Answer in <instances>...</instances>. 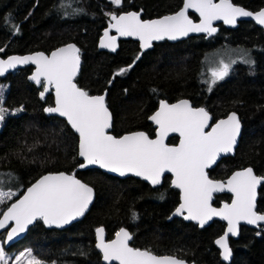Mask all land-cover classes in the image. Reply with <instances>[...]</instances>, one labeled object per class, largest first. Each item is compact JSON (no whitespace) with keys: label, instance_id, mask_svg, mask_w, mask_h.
<instances>
[{"label":"trees","instance_id":"1","mask_svg":"<svg viewBox=\"0 0 264 264\" xmlns=\"http://www.w3.org/2000/svg\"><path fill=\"white\" fill-rule=\"evenodd\" d=\"M232 1L251 10L264 6V0ZM181 3L0 0V55L48 52L62 43L76 42L81 49V68L75 80L89 93L106 90L115 135L136 129L152 135L154 126L148 116L160 99L188 98L193 105L204 106L213 120L234 110L242 122L235 153L222 157L208 173L224 178L235 168L250 165L264 175V32L260 27L251 21H241L235 28L220 25L211 36L191 35L173 42L163 39L144 51L133 39H120L114 52L97 47L111 12L135 9L142 10V17H153L172 12ZM222 47L242 48L250 61H235L228 74L215 83L203 80L204 56ZM121 68L128 71L115 75ZM31 69L27 65L0 76V106L8 110L0 121V190L15 193L0 204V213L46 171L75 170L94 187L95 198L81 219L63 228H48L37 220L22 238L3 245L5 250L27 248L44 264H104L94 247L95 228L103 225L110 238L125 226L132 233L133 246L157 254L206 264H264V226L240 225L238 237L229 239L232 258L225 262L214 243L223 232L222 221L199 227L179 216L169 218L179 202V191L171 185L169 175L151 186L134 176L119 177L100 168L76 169L80 162L77 136L63 118L44 112V106L53 103V95L49 92L43 100L39 98L42 85L37 87L27 79ZM176 138L171 136L168 141ZM222 199L229 200L230 194H216L213 203ZM257 210L264 211V182L258 191Z\"/></svg>","mask_w":264,"mask_h":264},{"label":"snow or ice","instance_id":"2","mask_svg":"<svg viewBox=\"0 0 264 264\" xmlns=\"http://www.w3.org/2000/svg\"><path fill=\"white\" fill-rule=\"evenodd\" d=\"M119 5L121 0H112ZM199 14L200 22L194 23L189 18L188 10ZM239 16H253V13L234 6L230 0H183V6L172 15L155 20H142L137 12L124 15H111L114 28L120 36H135L140 41L141 49L152 46V41L165 38L175 40L187 36L190 32H205L211 35L216 31L212 27L215 20H223L225 24L236 23ZM257 23L264 25V10L256 13ZM116 36H110L108 30L101 38L100 47L116 49ZM3 51V49H0ZM79 49L69 44L56 49L50 56L36 53L32 56H12L0 60V75L17 64L31 62L36 65L30 80L42 85L44 93L49 86L55 88V107L46 108V112L58 113L67 119L68 124L79 135V153L85 163L79 165H99L100 168L120 175L133 173L143 177L153 185L161 182L165 172L173 175L172 186L180 189L179 207L174 215L185 211V220H195L204 226L214 216L228 223L227 231L215 243L222 250L224 260L231 256L227 237L237 235V224L246 221L257 224L264 221V214H257V186L264 177L254 174L252 168L234 172L226 184L209 179L205 169L214 164L220 154L233 151L240 132V122L235 113L228 115L214 125L209 124L210 116L204 108H193L187 100L175 104L160 101L159 109L150 117L157 125L156 138L150 139L144 132H133L119 138L109 135L107 129L112 124V117L105 103L104 95L92 96L80 89L73 82L80 66ZM139 59V56L136 57ZM132 65H129L130 68ZM128 68H121L115 75H122ZM229 65L221 62L219 68L211 72L212 83L223 79L228 74ZM0 98V104H2ZM22 109H17L21 111ZM8 110L0 106V121L4 120ZM206 128H211L206 131ZM170 132L179 133L178 146L165 144V137ZM227 191L233 193L231 204H224L216 209L211 206L214 192ZM14 192L0 191V204L11 199ZM93 199V189L76 179L74 175L61 172L42 176L26 193L7 208L0 218V228L8 221H14L15 227L8 232V240L23 232L27 225L36 219H42L46 225L57 227L69 223L82 216ZM102 228L96 229V247L103 253L106 262L118 261L119 264H184L173 256H157L150 250H141L129 246L131 235L123 228L115 234V239L105 242ZM21 257H17L19 264ZM30 255V254H29ZM0 260L4 258L0 250ZM32 264H39L38 261Z\"/></svg>","mask_w":264,"mask_h":264},{"label":"water","instance_id":"3","mask_svg":"<svg viewBox=\"0 0 264 264\" xmlns=\"http://www.w3.org/2000/svg\"><path fill=\"white\" fill-rule=\"evenodd\" d=\"M215 2L218 3L219 0H215ZM230 2H231L234 6H236V7L243 8L245 11H248V12L253 13V16H239V17H237L236 23H235L234 25H232V24H225V23L223 22V20H215V21L212 22V27H214V28L216 29V31H215L214 33H212L211 35H213V34H215V33L217 32V30H218V28H219V23L223 24L224 26H226V27H228V28H234V27H236V26L238 25V22H239L240 20H252L256 25L260 26V27L263 29V31H264V25H261V24L257 23L256 19L254 18V16H255L256 13L260 12L261 10H264V6L258 8V9H255V10H251V9H249V8H247V7H245V6H243L242 4L236 3V2H234V1H232V0H230ZM182 6H183V0H182V3H181V5H180V7L177 8L176 10H174V11H172V12H169V13H164V14H161V15H158V16H153V17H142V10H135V9L123 10V11H120V12H118V13H116V12H111L110 15H109L110 22L108 23V25H107L105 28L102 29V32H101V34H100L99 37H98L97 47H98V49H100V50H106V51L114 52V51H112L110 48H101V47H100V41H101V38L104 36V32H105L106 29L108 30L110 36H116V37H117V39H116V49L118 48V45H119V39H133V40H136V41L138 42L139 47H140V41H139V39H138L137 37H135V36H120V35L115 31L114 28H109V24H110V23H114V21L111 20V15H112V14H114V15H116V16H120V15H124V14H126V13H128V12H137V13L140 14V18H141L142 20H155V19L162 18L163 16H166V15H172V14L176 13L177 11L180 10V8H181ZM187 14L189 15V18L193 20L194 23H199V22H200L199 14L196 13L194 10L189 9ZM192 15H194L195 17H193ZM198 34H205L206 36H211V35H209L208 33H205V32H190L187 36H182V37H179L178 39H175V40H169V39H167V38H165V39H167V40L173 42V41H177V40L185 39V38H187V37H189V36H191V35H198ZM159 41H160V40H159ZM154 42H157V41H152V45H153ZM69 44H73V45H75V46L80 50V51H79V56H80V66H79V70H78V73H79L80 68H81V49H80V47L78 46V44H77L76 42H74V41H68V42L62 43V44H60V45H58V46L53 47V48L50 49L48 52L43 51V50H33V51H30V52H24V53H9V54H7V55H5V56H1V55H0V60H7L9 57H12V56H17V57L32 56V55H34V54H36V53H41V52L44 53L46 56H50L51 53H52L53 51H55L56 49L61 48V47H65V46H67V45H69ZM151 47H152V46H151ZM151 47H150V48H151ZM116 49H115V50H116ZM140 49H141V47H140ZM147 49H149V48H147ZM141 50L143 51V50H146V49H141ZM27 65H31V66H32L31 71L27 74V79H28L30 82L34 83L37 87L41 86V85L37 84L35 81L29 79V77H30V76L35 72V70H36V65H35V64H32L31 62H29V63H27V64H17V66H16L15 68L7 69V70H6L2 75H0V76H4V75H6L8 72L13 71L14 69L22 68V67L27 66ZM211 72H212V70H211ZM78 73H77V75H78ZM77 75H76V76H77ZM76 76H75V78H76ZM75 78H74V81H73V82L77 85V87H79V88L82 89V90H85L84 88H82L81 86H79V85L77 84ZM85 91H86V90H85ZM41 92H44V88H43V86H42V88H41V89L39 90V92H38L39 98L42 99V100L46 97V95H47L49 92H51L52 95H53V103L50 104V105H48V104L45 105L44 108H43V109H44V112H45L46 114H48V115H57V116L63 118V119L67 122V119H66L65 117L60 116L58 113H54V112L50 113V112H46V111H45L46 108H49V107H55V99H56V98H55V88L49 86V91H47V92L44 93V97H43V98H41V95H40ZM87 92H88V91H87ZM88 93H89V92H88ZM89 95H92V96L104 95V96L106 97V90H104V91L101 92V93H89ZM161 100L165 101V102L168 103V104H175V103H177V102L180 101V100H187V101L189 102V104H190L193 108H204V109L209 113V116H210L209 124H210V125H214V124H215L216 122H218L219 120L227 119L228 115H230V114H232V113H235V114L237 115V118H238V120H239V122H240V132H239V135L237 136V142H236V144L234 145L233 151H232L231 153L220 154V156L217 158L216 162H215L214 164H212L209 168L205 169V171H206V173H207L209 179H211V180H213V181H220V182H223V183L226 184L227 180L232 176V174H233L234 172L241 171V170L246 169V168H252V169H253V167L250 166V165H247V166H244V167L235 168L234 170H232V171H231L226 177H224V178H214V177H211V176L209 175V173H208V169H210V168H212L213 166H215L216 163H217L222 157L229 156V155H233V154L235 153V149H236V147H237V145H238V143H239V138H240L241 131H242V122H241V120H240L239 114H238L236 111L231 110V111H229L226 115L221 116V117H218V118H216L215 120H213L212 114H211V113H210V112H209L204 106H201V105H193L192 102H191L188 98L182 97V98L176 99V100L171 101V102H169V101H167V100H165V99H161ZM161 100H160V101H161ZM160 101H159V103H158L157 108H156L153 112H151V114H150L148 117L152 116V115H153V114L159 109ZM105 103H106V101H105ZM106 106H107V105H106ZM107 108H108V106H107ZM108 109H109V108H108ZM109 112L111 113L110 109H109ZM111 117H112V113H111ZM148 120H149V119H148ZM149 121H150V122L153 124V126L155 127L154 135H153V136H150L146 131L141 130V129H136V130H131V131L123 132V133H121L120 135H115L114 133H112V132H111V127H110L109 129H107L106 131H107V133H108L109 135H113V136H115V137H117V138H119V137H121V136H124V135H126V134L133 133V132H144L146 135L149 136L150 139H155V138H156L157 125L154 124L151 120H149ZM67 124H68V122H67ZM111 124H112V121H111ZM68 125L70 126V128L72 129V131H73V132L76 134V136H77V152L79 153V135H78V133L75 132V130L71 127L70 124H68ZM205 130H206V131H210L211 128H206ZM170 136H176V137H177V141L174 142V143H170V142H168V138H169ZM164 142H165V144L168 145V146H178L179 143H180L179 133L170 132V133L167 135V137H165ZM78 158L80 159V162H79V163L77 164V166H76V169H78V170H82V169H86V168H92V167H94V168H100L99 165H87L86 167L81 168V167H79V165L82 164V163H85V162H84L83 158L80 157L79 155H78ZM100 169L103 170V171H105V172H107V173H109V174H112V175H115V176H119V177L134 176V177H136V178H139V179L144 180L145 182H147V183L150 184L151 186H156V185H159L160 183H162V181H163V177H164L166 174L170 176V183H171V185H172V180H173V178H174L173 175H172V173H170V172H165V173L161 176V182H160L159 184L153 185L150 181L145 180L143 177L136 176V175H134L133 173H130V172H129V173H126L125 175H120V174L117 173V172H111V171H108L107 169H104V168H100ZM61 172L65 173L66 175H74L76 179L80 180L82 183L87 184L89 187H91V188L93 189V199H92L91 203L89 204L88 208L86 209V211L84 212V214H83L82 216L77 217V218L74 219V220H71L69 223H67V224H63V225H61V226H59V227H57L55 224L46 225L42 219H36V220H34L31 224L27 225V227L25 228V230H24L23 232L18 233V234L15 235L11 240H8V232L11 231V229H12L13 227H15V222H14V221H8L4 228H0V234L4 233V237H3V244H4V246L7 247V246L13 244L14 242H16L17 240H19L20 238H22V237L26 234V232H27V230L29 229V227H30L32 224H34L37 220H40V221H41L46 227H48V228H50V227H53V228H63V227L68 226V225L71 224L72 222H75V221L81 219V218L86 214V212L89 210V208H90V206H91V204L93 203L94 198H95V189H94V187H93L92 185H90L89 183L85 182L84 180H82L80 177H78V176L75 174V170H72L71 172H67V171H64V170H58V171H46V172L42 173L41 175H39L37 178H35L31 183H29V184L24 188V190H23V191H22V192H21L16 198H14L13 200H11V201L9 202V204H8V205L3 209V211L0 213V218H3V213L7 211V208L10 207V206H11L13 203H15L17 200H19L20 198H22V196L26 193L27 189H28L29 187H31L32 184H34V183H35L37 180H39L42 176L49 175V174H58V173H61ZM253 172H254L255 175H257V176H259V177H264V175L256 173L254 169H253ZM263 182H264V181H262V183H263ZM262 183H261V184H262ZM261 184L257 186V195H256V211H257V214H264V212H260V211L257 210L258 190H259ZM177 189H178V188H177ZM178 191H179V202H178V204L173 208V210L170 212V214H169V218L174 217V216H179V217H182V218L184 219V216L187 215V212H186V211H185L183 214H181V215H174L176 208L179 207V205H180V203H181V200H180V195H181V193H180V189H178ZM220 193H228V194H230V199H229V200L222 199V200L219 201L218 204L213 203L214 198H215V195H216V194H220ZM232 200H233V193L227 191V188H225V190H223V191L214 192V193L212 194V200L210 201V203H211V206H212L213 208L220 209V208L223 207L224 204H231V203H232ZM184 220H185V219H184ZM213 220H220V221H222V222L224 223V229H223V232H222L220 235H218V236L214 239V243H215V241H216L217 239H219L222 235H224V233L227 231L228 223H227L226 220H223V219H221V218L218 217V216H214V217H213L210 221H208L204 226H207V225L210 224ZM186 221H192L193 223H196L199 227H204V226H201V225H200L197 221H195V220H186ZM240 225H247V226L252 227V228H259L261 225H264V221H258L257 224H248L246 221H243V220H241V221L238 222V224H237V235L233 236V235L229 234L228 237H227L228 245H229V248H230V250H231V256L229 257L228 260H224V259H223L222 255H221L222 250H221V249L219 248V246L215 243V245H216L217 248L219 249L220 258H221L222 261L228 262V261H230L231 258H232V249H231V246H230V241H229V239H230V237H232V238H237V237H238V235H239ZM98 228H102V229L104 230V232H103V236H104V240H105V242H110L111 240L115 239V234H116V232H118L121 228L125 229V230L131 235V237H132V233L128 230V228H126L125 226H122V227H120L118 230H116V231L114 232V234H113L112 237L107 238L106 231H105V228H104L103 225H99V226H97V227L95 228V230H94V233H95L94 247L96 248L97 251H99V253H100V255H101V261H102L104 264H112V263L119 264L118 261L106 262V261L103 259V253L101 252L100 249H98V248L96 247V244H97V234H96V229H98ZM131 240H132V238H131ZM131 240H130V241H131ZM130 241L128 242L130 247H132V248H137V249H141V250H145V248H140V247H135V246H133V245L130 243ZM147 250H148V249H147ZM151 252H152V251H151ZM152 253L155 254V255H157V256H173V257H176L177 259L182 260V261L184 262V264H206V263H199V262H195V261H188V260H186V259H184V258H180V257H178V256H176V255H173V254H157V253H154V252H152Z\"/></svg>","mask_w":264,"mask_h":264},{"label":"rangeland","instance_id":"4","mask_svg":"<svg viewBox=\"0 0 264 264\" xmlns=\"http://www.w3.org/2000/svg\"><path fill=\"white\" fill-rule=\"evenodd\" d=\"M237 60L249 62L250 57L248 52L239 47H222L209 52L203 58L202 79L212 82L211 70L219 68L221 62H223L224 64L229 65V71L233 63ZM0 191L8 192L7 190ZM0 250L3 251L4 258L7 261V264H17V257H21L22 253L24 255L20 259L19 264H32L33 260L38 261L39 264H44V262L37 259L27 248L5 250V248L3 247L2 237H0ZM0 264H4V260H0Z\"/></svg>","mask_w":264,"mask_h":264},{"label":"flooded vegetation","instance_id":"5","mask_svg":"<svg viewBox=\"0 0 264 264\" xmlns=\"http://www.w3.org/2000/svg\"><path fill=\"white\" fill-rule=\"evenodd\" d=\"M119 12H120V11H119ZM116 13H118V12H116ZM241 21H251L252 23H254L252 20H240V21L238 22V24H239ZM254 24H255V23H254ZM220 25H223V24L219 23V26H220ZM255 25H256V24H255ZM223 26H224V25H223ZM237 26H238V25H237ZM237 26H236V27H237ZM256 26H258V25H256ZM224 27H226V26H224ZM258 27H260V26H258ZM226 28H228V27H226ZM234 28H235V27H234ZM260 28H261V27H260ZM218 29H219V28H218ZM261 29H262V28H261ZM262 30H263V29H262ZM263 32H264V31H263ZM119 41H120V39H119ZM157 42H158V41H157ZM137 43H138V42H137ZM118 46H119V45H118ZM138 46H139V45H138ZM139 48H140V47H139ZM140 50H141V49H140ZM141 51H142V50H141ZM143 51H144V50H143ZM160 100H161V99H160ZM157 106H158V105H157ZM156 108H157V107H156ZM156 108H155V109H156ZM155 109H154V110H155ZM154 110H153V111H154ZM153 111H152V112H153ZM154 130H155V127H154ZM153 135H154V133H153L152 135H150V136H153ZM170 137H171V136H170ZM170 137H169V138H170ZM169 138H168V139H169ZM176 141H177V138H176L175 142H176ZM168 142H169V141H168ZM170 143H174V142H170ZM166 175H167V174H166ZM258 191H259V190H258ZM258 211H259V210H258ZM260 212H264V211H260ZM263 226H264V225H261L260 227H263ZM260 227H259V228H260ZM0 237H2V240H3L4 233L0 234ZM3 245H4V244H3Z\"/></svg>","mask_w":264,"mask_h":264}]
</instances>
